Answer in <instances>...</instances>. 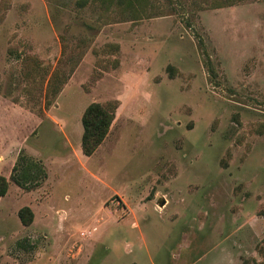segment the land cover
I'll return each instance as SVG.
<instances>
[{"label":"rangeland","instance_id":"obj_1","mask_svg":"<svg viewBox=\"0 0 264 264\" xmlns=\"http://www.w3.org/2000/svg\"><path fill=\"white\" fill-rule=\"evenodd\" d=\"M21 154L48 179L0 198V264H264V0H0V176Z\"/></svg>","mask_w":264,"mask_h":264},{"label":"trees","instance_id":"obj_2","mask_svg":"<svg viewBox=\"0 0 264 264\" xmlns=\"http://www.w3.org/2000/svg\"><path fill=\"white\" fill-rule=\"evenodd\" d=\"M34 68L43 74L42 84L46 85L45 99L49 102L50 96L57 95L68 79L60 67L50 73L48 69L41 68V63L36 59ZM117 109L118 106L115 103H93L85 110L82 117L81 148L86 157L93 156L106 140L114 123ZM47 179L48 172L42 161L27 154H21L12 169L10 179L0 176V198L7 195L10 182L25 192H33L40 188ZM18 218L24 227H29L33 224L35 215L31 208L24 207L18 212Z\"/></svg>","mask_w":264,"mask_h":264},{"label":"water","instance_id":"obj_3","mask_svg":"<svg viewBox=\"0 0 264 264\" xmlns=\"http://www.w3.org/2000/svg\"><path fill=\"white\" fill-rule=\"evenodd\" d=\"M164 205V202L162 203V206Z\"/></svg>","mask_w":264,"mask_h":264}]
</instances>
